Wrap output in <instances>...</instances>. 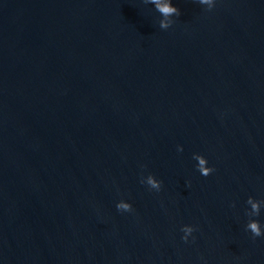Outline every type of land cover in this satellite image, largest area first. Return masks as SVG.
I'll use <instances>...</instances> for the list:
<instances>
[{
	"label": "water",
	"instance_id": "water-1",
	"mask_svg": "<svg viewBox=\"0 0 264 264\" xmlns=\"http://www.w3.org/2000/svg\"><path fill=\"white\" fill-rule=\"evenodd\" d=\"M171 3L0 0V264H264V0Z\"/></svg>",
	"mask_w": 264,
	"mask_h": 264
},
{
	"label": "clouds",
	"instance_id": "clouds-1",
	"mask_svg": "<svg viewBox=\"0 0 264 264\" xmlns=\"http://www.w3.org/2000/svg\"><path fill=\"white\" fill-rule=\"evenodd\" d=\"M146 3H152L156 6V10L162 14L163 17L168 18L171 16L179 17L181 12L178 8L172 6L171 0H168L167 3H162L161 0H145ZM197 2L201 5H208L207 8L211 11L215 7V0H197ZM174 23L173 20H161L160 21V28L167 30L172 26ZM178 151H183L182 148H178ZM193 159L198 161L197 170L203 175L204 177H208L212 174L215 169L208 167V161L201 155H194ZM142 184H147L151 190H155L159 192L162 189V181H158L153 175H148L146 179H141ZM247 204L251 205V210L248 211L246 214L251 215L252 217H258L260 215L261 207L264 206V200L257 201L254 200L252 197H249L247 200ZM235 207V205H233ZM116 208L119 212H133V207L130 203L124 202L123 200L120 201ZM246 230L250 231L253 235V238L264 236V232H262L261 225L258 220H249L246 226ZM181 231L184 233L182 240L187 243L188 238L192 235L196 229L192 226H184Z\"/></svg>",
	"mask_w": 264,
	"mask_h": 264
}]
</instances>
